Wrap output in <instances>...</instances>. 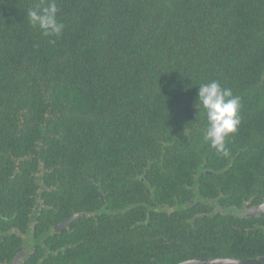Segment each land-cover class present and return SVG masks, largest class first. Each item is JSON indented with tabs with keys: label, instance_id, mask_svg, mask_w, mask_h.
Returning a JSON list of instances; mask_svg holds the SVG:
<instances>
[{
	"label": "trees",
	"instance_id": "trees-1",
	"mask_svg": "<svg viewBox=\"0 0 264 264\" xmlns=\"http://www.w3.org/2000/svg\"><path fill=\"white\" fill-rule=\"evenodd\" d=\"M39 3L0 0V264L25 242L21 264H151L131 251L199 211L165 203L264 196V0H56L59 37L30 25ZM210 80L240 97L227 156L194 106ZM183 222L185 243L205 227ZM223 237L207 251L249 248Z\"/></svg>",
	"mask_w": 264,
	"mask_h": 264
},
{
	"label": "flooded vegetation",
	"instance_id": "flooded-vegetation-1",
	"mask_svg": "<svg viewBox=\"0 0 264 264\" xmlns=\"http://www.w3.org/2000/svg\"><path fill=\"white\" fill-rule=\"evenodd\" d=\"M195 202L197 203L196 205L199 211L193 215L192 220L190 218L186 219L187 214H185L182 217H178L181 225H169L168 227H159L158 229L155 227V230H153L155 236L158 235L154 240L156 242L154 243L153 241V246L156 247L157 250L162 249V253H158L157 250H154L153 252L151 251L152 253L149 252V246L148 250L144 247L143 251L132 250L131 253L135 252L136 254H142L143 252V255H146L145 253H147L148 263L151 264L155 259L160 257L170 258L168 254H172L171 257H178L177 259L172 260L170 264H182L186 261L195 260L214 261L221 259H223L224 262L218 264H264V212H255L254 210H251L253 207L264 203L263 195L259 197L251 196L248 200L243 201L241 206H234L221 202L220 196L209 197L201 195L198 191V193H195L193 200H185L183 204H179L178 202H175L172 205L170 203H165L162 208L167 215H170L177 212V209L180 210L193 206ZM81 216L84 215L82 214L77 218ZM197 218L201 219V222L205 224V227L201 228L200 232H197L195 236H192V241L185 243L183 233H187L189 228L186 227L185 222L183 221L186 220L188 222L187 224L194 225ZM225 223L228 225L226 228L224 227ZM182 224L184 226H182ZM55 226L53 228L54 231ZM223 233H236L242 236L249 248H247L244 252H235L228 249L233 247L230 242L227 244L228 248L224 253L211 254V252H208L206 245H215V247L226 246ZM31 246L32 243H23L20 250H18V252L11 259V262L14 258H16V256L22 254L24 250L22 258H20L16 263L21 264L23 259L31 253ZM188 249L192 251L196 250L197 254L181 257V252L188 251ZM239 261H243V263H240Z\"/></svg>",
	"mask_w": 264,
	"mask_h": 264
},
{
	"label": "clouds",
	"instance_id": "clouds-1",
	"mask_svg": "<svg viewBox=\"0 0 264 264\" xmlns=\"http://www.w3.org/2000/svg\"><path fill=\"white\" fill-rule=\"evenodd\" d=\"M57 12L56 0H40L36 8L28 10L27 17L30 25L39 29L43 36L59 37L65 25L58 20ZM198 86L194 106L206 120L204 139L217 153L227 156L226 140L240 124V97L233 95L230 88L223 87L216 80Z\"/></svg>",
	"mask_w": 264,
	"mask_h": 264
},
{
	"label": "water",
	"instance_id": "water-1",
	"mask_svg": "<svg viewBox=\"0 0 264 264\" xmlns=\"http://www.w3.org/2000/svg\"><path fill=\"white\" fill-rule=\"evenodd\" d=\"M242 210V209H241ZM251 210H254L255 212H264V203L260 204L256 207H253ZM250 211V210H248ZM82 214H74L73 216H71L70 218L66 219L65 221L60 222L58 225L55 226V231H60L62 230L65 226H67L69 223H71V221L74 218H77L78 216H80ZM24 254V250L22 252V254H19L18 256H16V258L13 259V261L11 262V264H16L18 262V260L20 258H22ZM224 260H214V261H208V260H195V261H186L182 264H198V263H204V264H218V263H223ZM228 262H232V261H228ZM240 263H243V261H239Z\"/></svg>",
	"mask_w": 264,
	"mask_h": 264
}]
</instances>
